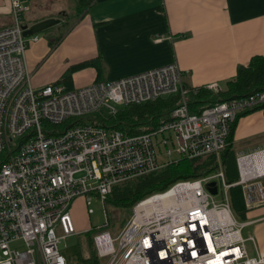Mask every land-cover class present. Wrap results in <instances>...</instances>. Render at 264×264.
<instances>
[{
  "label": "built area",
  "instance_id": "1",
  "mask_svg": "<svg viewBox=\"0 0 264 264\" xmlns=\"http://www.w3.org/2000/svg\"><path fill=\"white\" fill-rule=\"evenodd\" d=\"M10 5L14 21L0 28V264H69L61 243L78 232L70 211L77 198L89 206L97 195L104 203L127 179L184 156L211 155L216 170L147 194L118 235L97 231L98 254L108 257L104 264H264V250L255 235L243 234L246 223L230 193L235 184L247 190L264 177V147L237 155L236 181L227 179L221 156L234 122L264 103V90L191 111L188 94L198 86L186 84L177 61L76 88L57 81L37 87L27 48L40 33L24 32L26 0ZM205 86L221 88L217 81ZM171 93L182 102L155 128L130 133L101 121L121 104ZM212 180L217 193L207 187Z\"/></svg>",
  "mask_w": 264,
  "mask_h": 264
},
{
  "label": "crops",
  "instance_id": "2",
  "mask_svg": "<svg viewBox=\"0 0 264 264\" xmlns=\"http://www.w3.org/2000/svg\"><path fill=\"white\" fill-rule=\"evenodd\" d=\"M26 3L28 24L68 12L29 43L27 61L37 87L57 81L76 88L174 61L189 86L217 81L222 87L239 65L264 54V0H93L80 13L72 0ZM13 21L10 0H0V28ZM85 61L90 63L81 65ZM232 138L236 155L264 147V107L242 114ZM244 190L246 212L237 217L246 223L243 234L255 235L264 250V177ZM74 222L76 228L92 227Z\"/></svg>",
  "mask_w": 264,
  "mask_h": 264
},
{
  "label": "trees",
  "instance_id": "3",
  "mask_svg": "<svg viewBox=\"0 0 264 264\" xmlns=\"http://www.w3.org/2000/svg\"><path fill=\"white\" fill-rule=\"evenodd\" d=\"M92 1L93 0H78L75 8L76 13H80L83 8L90 5ZM67 13L66 10L65 13H60L58 16L64 17ZM65 22L69 23L70 20L66 19ZM48 29L49 28L45 29L44 32H47ZM60 38L61 35L50 41L52 44H55ZM89 63L90 62L85 61L81 65ZM258 90H264V54H254L247 65H239L236 74L226 80L224 86L218 90L207 88L205 84L198 86L197 92L192 91L188 94V104L191 111L199 112L205 105L223 99L249 95ZM181 102L182 95L180 93H171L155 100L126 105L129 107L128 109L121 108L119 112L112 116H102L101 121L104 125H113L130 133H137L160 125L169 117L170 112ZM259 107H264V103L246 109L240 116L247 111ZM83 120L84 119H82V121ZM237 120L233 124L229 144L221 153L226 176L229 181H236L239 178L237 155L232 146V136ZM217 168L218 160L216 155H211L203 159L184 156L178 161L171 162L158 170L138 175L120 184H116L106 201L113 202L117 206H124L128 210L134 209V205L137 201L147 194L166 189L180 178L199 176L216 170ZM230 193L236 215L243 217L247 208L243 185L235 184L231 186ZM126 220V217L121 220L117 230L120 229L115 232L116 235L124 227ZM97 231V226H93L86 232L88 241L94 245V255L82 257L80 252L68 258L69 264H104L102 257L98 254L94 241V235Z\"/></svg>",
  "mask_w": 264,
  "mask_h": 264
},
{
  "label": "rangeland",
  "instance_id": "4",
  "mask_svg": "<svg viewBox=\"0 0 264 264\" xmlns=\"http://www.w3.org/2000/svg\"><path fill=\"white\" fill-rule=\"evenodd\" d=\"M77 2H78V0H72L73 5H76ZM65 5L69 7L68 2L65 3ZM70 8L72 9V7H70ZM57 14H58V12H57ZM68 19L71 20L70 17H68ZM56 24H58V23H55L53 25H56ZM67 25H68V23H66L64 28ZM38 33L42 34L43 32H38ZM119 107H120V109L121 108H124V109L129 108L123 104H121ZM217 197H218V199H220L219 195ZM89 206L94 208V210L92 212L88 211ZM89 206L83 201L76 200L70 209L73 220L76 222L82 221L83 223H85V225L91 224L92 227L93 226H101V228L98 229V233L109 229L114 236L116 235L115 232L120 229L119 228L117 230V228L120 226L121 220L124 217H126L127 218L126 222H128V220L132 216V213L134 210L133 208L128 210L124 206H117L116 204H114L113 202H110V201H105L103 203L101 198H99L97 195H95L93 197L92 203L89 204ZM106 212H107V215H106ZM107 219H109L110 221H109V224L105 225V222L107 221ZM77 230H78L77 233L68 236L61 243V248H62L63 253L68 258L73 257L80 252H81L82 257H87L90 255L93 256L94 255V253H93V250H94L93 246L94 245L88 241V237L86 234L88 229L85 230V228H80V227L78 228L77 227ZM247 232H248V229L245 228L244 233L247 234ZM116 245H117V241H116ZM252 245H253L252 242H249V248L250 249L249 248L248 249L251 251L252 254H254L255 250L253 249ZM97 251H98V249H97ZM107 259H108V257H102V261L104 263L107 261Z\"/></svg>",
  "mask_w": 264,
  "mask_h": 264
},
{
  "label": "water",
  "instance_id": "5",
  "mask_svg": "<svg viewBox=\"0 0 264 264\" xmlns=\"http://www.w3.org/2000/svg\"><path fill=\"white\" fill-rule=\"evenodd\" d=\"M60 20H61L60 17L51 16V17H46V18H43L41 20H38L32 24L24 23V28H25L24 32L26 35H30V34L38 33V32H43L45 29L51 27L53 24L59 23ZM106 112L108 113V111H106ZM207 187L213 193L218 192V187H217L215 180L209 181L207 183Z\"/></svg>",
  "mask_w": 264,
  "mask_h": 264
}]
</instances>
